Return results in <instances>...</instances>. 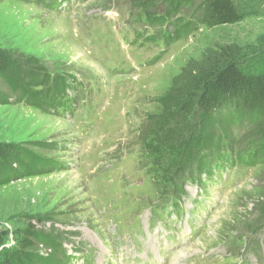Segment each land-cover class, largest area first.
I'll use <instances>...</instances> for the list:
<instances>
[{
    "label": "rangeland",
    "instance_id": "obj_1",
    "mask_svg": "<svg viewBox=\"0 0 264 264\" xmlns=\"http://www.w3.org/2000/svg\"><path fill=\"white\" fill-rule=\"evenodd\" d=\"M189 1L0 0V49L51 76L36 104L15 101L0 76V143L34 159L0 185L10 240L29 225L52 231L56 247L78 248L75 264H264L258 123L233 125L235 151L212 156L236 168L188 183L180 218L160 213L174 193L141 153L157 98L190 59L226 44L264 56V0H237L244 18L219 25L202 23V0Z\"/></svg>",
    "mask_w": 264,
    "mask_h": 264
},
{
    "label": "trees",
    "instance_id": "obj_2",
    "mask_svg": "<svg viewBox=\"0 0 264 264\" xmlns=\"http://www.w3.org/2000/svg\"><path fill=\"white\" fill-rule=\"evenodd\" d=\"M202 6V23L232 24L245 16L237 0H202ZM255 57L229 44L208 48L202 58L190 59L169 92L157 98L161 111L152 117L141 153L146 158L151 155V173L165 191L172 190L173 197L185 191L188 181L201 183L203 173L210 177V171L219 165L212 156L214 149L234 148L235 122L258 123L254 134L264 140V56ZM39 73L0 49V76L10 93L17 95L18 103L36 104L37 92L44 90L39 87L51 79ZM8 94L3 96L8 99ZM39 99L46 101V97ZM33 161L19 144L0 143V185L24 172V166H33ZM262 207L264 216V201ZM7 234L0 232V264L68 263L70 256L65 258L63 244L56 247L52 231L44 234L29 225L17 231L14 241ZM38 244L51 247L53 254L44 257L30 252Z\"/></svg>",
    "mask_w": 264,
    "mask_h": 264
},
{
    "label": "bare ground",
    "instance_id": "obj_3",
    "mask_svg": "<svg viewBox=\"0 0 264 264\" xmlns=\"http://www.w3.org/2000/svg\"><path fill=\"white\" fill-rule=\"evenodd\" d=\"M79 178L78 177H75V178H73L72 180H73V182H75V181H77ZM200 242V241H199Z\"/></svg>",
    "mask_w": 264,
    "mask_h": 264
}]
</instances>
